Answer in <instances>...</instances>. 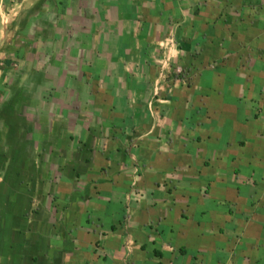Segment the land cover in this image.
Returning a JSON list of instances; mask_svg holds the SVG:
<instances>
[{"label": "crops", "instance_id": "crops-1", "mask_svg": "<svg viewBox=\"0 0 264 264\" xmlns=\"http://www.w3.org/2000/svg\"><path fill=\"white\" fill-rule=\"evenodd\" d=\"M0 264H264V0H0Z\"/></svg>", "mask_w": 264, "mask_h": 264}, {"label": "built area", "instance_id": "built-area-1", "mask_svg": "<svg viewBox=\"0 0 264 264\" xmlns=\"http://www.w3.org/2000/svg\"><path fill=\"white\" fill-rule=\"evenodd\" d=\"M169 43H170L171 46H174V45L176 44V42H175V38H174V37H171V38L169 39ZM179 74H181V72H180Z\"/></svg>", "mask_w": 264, "mask_h": 264}]
</instances>
